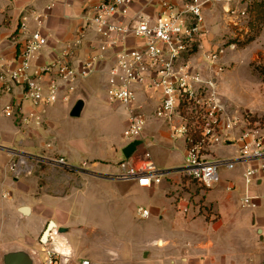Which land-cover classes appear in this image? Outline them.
<instances>
[{
  "label": "crops",
  "instance_id": "obj_1",
  "mask_svg": "<svg viewBox=\"0 0 264 264\" xmlns=\"http://www.w3.org/2000/svg\"><path fill=\"white\" fill-rule=\"evenodd\" d=\"M99 1L71 0L67 5L57 4L51 9L43 21L44 32L49 35V41L35 58L34 64L43 65L51 61L69 44L75 49L77 59L83 60L92 54L101 41L93 29L86 31L81 44H75V41L84 26L85 9ZM161 1L152 0L150 4H146L145 1L137 0L131 15L142 11L156 16ZM167 1L178 5L185 2ZM244 1H230L229 4L242 8L247 3ZM46 2L47 0H0V68L16 57L19 48L16 32L21 11L27 6L42 10ZM226 4L225 0H220L205 7L204 32L199 38V52L193 55L194 61H199L204 51L217 49L224 40L221 32L234 26L230 23L232 17L225 11ZM217 14L222 17V22L216 18ZM31 25L37 26L34 21ZM252 28L254 27L249 24V32ZM138 43L134 38L128 39L129 45ZM105 55L107 59L98 64L97 71L73 82L72 88H64L54 104L33 108L25 101L23 108L26 115L29 116L30 111L34 113L27 124L21 125L19 119L8 117L3 111L7 103L21 99V87L6 92L0 84V108L10 119L3 127L1 138L14 143L9 147L0 146V149L8 153L10 162L17 153L22 152L29 157L28 165L31 159L41 163V166L32 167L37 172L34 176L28 167L27 173L30 176H15L10 169V162L7 169L0 168V264H6L4 257L7 253L19 251L29 256L31 264H45L46 254L43 255L41 250L43 247L46 250L53 246L71 253L68 261L59 264H76L82 259H89L90 264H264V188L261 189L264 175L254 188L260 194L257 205L244 206L243 163L237 164L233 169L224 168L234 170L233 176L231 179L221 177L219 184L211 189L203 188L197 181L186 177L181 170L178 176H183L188 181L170 180L176 173L167 171L165 176L168 175L170 184L166 187L172 195L170 207L152 206L148 209L150 213L147 216L139 213L145 223L152 219L154 222V217L158 220L149 243L163 249L159 258L153 246L141 248V243L127 237L139 232L128 220L130 214L125 208L132 199L131 192L135 189L148 192L155 185L143 186L136 181L122 180L112 175L118 169L113 162L116 155L119 153L125 158L123 148L127 143L123 133L129 118L128 106L110 101L122 106L125 112L121 139L104 133L100 136L105 141H93L89 149L85 137L78 139L73 136L66 138L64 142L58 137L59 131L62 134L63 130L57 128V120L67 117L66 115L82 118L89 99L91 112L103 111L104 106L100 101L108 97L107 88L106 94L101 97L92 92L97 86L94 74H106L104 70L112 63L111 52ZM220 77L221 74V88ZM134 88L137 95L134 106H140L144 111L147 124L144 137L139 140L132 156L138 158L148 151L157 166L166 152L181 151L185 158V139L171 138L166 123L155 116L161 94L139 84ZM78 99H83L85 105L81 115L76 117L71 115V110ZM238 133L239 130L235 136ZM36 138L38 142L35 143ZM18 140L21 146H27L29 150H23L25 147L16 148ZM106 140H112V143ZM231 144L237 142L222 145L226 147ZM52 157H63L71 166L54 164L50 161ZM88 159L90 165L84 169L77 168ZM119 159L118 163L122 160ZM92 186H97V189L92 191ZM109 203H112L111 207ZM51 222L54 225L45 242L43 234ZM55 231L57 234H54ZM83 234L86 235V243ZM118 234L121 235L119 244L114 246L110 243V237Z\"/></svg>",
  "mask_w": 264,
  "mask_h": 264
},
{
  "label": "built area",
  "instance_id": "obj_2",
  "mask_svg": "<svg viewBox=\"0 0 264 264\" xmlns=\"http://www.w3.org/2000/svg\"><path fill=\"white\" fill-rule=\"evenodd\" d=\"M217 1L220 0H185L178 5L162 0L159 12L152 16L142 11L131 15L137 0H100L85 9L84 26L75 41V44H81L86 31L93 29L101 38L97 49L82 60L76 58L75 49L69 44L43 65H35L34 60L49 41V35L44 32V18L57 4L67 5L71 0H47L42 10L25 7L16 32L19 42L16 57L0 68L3 90L11 92L17 87L22 90L20 100L4 106L5 115L19 119L21 125L27 124L34 113L30 111L29 116L26 115L25 101L33 108L54 104L64 88H72L73 82L97 71L98 64L107 59L105 54L111 52L112 63L104 70L107 96L110 101L129 108L123 133L126 143L144 137L147 116L140 106H134L137 98L134 86L143 85L145 89L161 94L155 116L166 123L171 138L185 139L187 149L181 172L203 188L211 189L221 181V168L233 169L237 163H243L245 192L242 204L256 206L260 194L254 188L264 175V127L259 120L251 121L249 116L231 110L223 100L219 84V75L223 71L219 62L225 53L223 45L202 53L207 67L199 69L193 60L204 32L205 7ZM225 1V11L232 17L230 23L239 25L246 19L247 8L229 4L241 0ZM32 21L36 27L31 25ZM130 38L139 43L129 45ZM237 130L239 133L235 136ZM233 141L238 144V154L234 158L208 157L213 145ZM28 159V155L20 152L11 160L10 169L15 176L27 170ZM50 161L71 166L63 157H52ZM87 165L84 161L77 168L84 169ZM167 173L158 168L150 152L146 151L138 158L122 159L115 177L151 186L160 183ZM139 213L147 216L150 211L139 208ZM51 238L53 241V235ZM45 252V264L68 261L71 255L55 246L47 247ZM76 264H90V260L82 259Z\"/></svg>",
  "mask_w": 264,
  "mask_h": 264
},
{
  "label": "rangeland",
  "instance_id": "obj_3",
  "mask_svg": "<svg viewBox=\"0 0 264 264\" xmlns=\"http://www.w3.org/2000/svg\"><path fill=\"white\" fill-rule=\"evenodd\" d=\"M243 1L244 0H241V2ZM250 5L252 8L249 9ZM243 7L247 8L246 19H242L239 25H234L229 28V30L221 32V36L224 40L220 45L224 46L225 53L222 55L219 62V65L223 68L220 77V90L223 100L231 110L240 112L241 116H249L251 121L259 120L261 126L264 127V35H262V30H264V2L262 0H253L251 3L247 1ZM250 11L252 13L251 19L253 17L254 21V28L249 32ZM216 18L219 20L221 19L222 22V17L218 14ZM253 41L256 43H253ZM232 44L234 47L231 46ZM197 52H199L198 47L193 55ZM194 63L199 69L207 67V62L202 57L199 61H194ZM94 76L96 78L95 81L97 86L92 93L99 94V97H101L104 93L106 94L107 75L94 74ZM107 98H102V102L100 101V104L104 106L103 111L93 110L91 112V100L89 99L88 106L82 118H72L68 115H66L67 117L63 116L59 118L57 120V128L63 130L62 134L59 131V140L64 142L66 138L69 139V137L72 138L73 136L78 139H84L83 137H85L87 138L85 142L88 143V148L91 149L90 147L92 146L91 144L93 141H105L100 136L104 133L111 134L112 137H118L121 139L123 124L126 118L125 112L122 106L110 102L109 98ZM9 122L10 119L2 113L0 108V146L9 147L14 144L1 138L3 127ZM18 141L19 143L15 144L16 148L25 147L23 150H26V148L29 150L27 146H21L20 140ZM106 141L110 142L112 140ZM36 142H38L37 138L35 139V143ZM237 154V144L223 147L221 143L210 147L208 157L231 159ZM119 158L123 159L122 155L118 153L116 159L113 160L116 166H118ZM9 162L10 157L8 153L3 151V149H0V168L7 169ZM87 162L89 165L91 164L89 159ZM158 164L159 169L172 171V174L176 173L175 175L177 176L173 175L175 177H170V180L179 179L184 182L189 180L183 176H178V174H180V168L184 165V156L181 151L179 153L166 152L162 162H159ZM36 165L41 166V163H37V160L34 159L29 161L28 168L31 170L33 176L37 174V172H34L35 169H32V167ZM27 171L28 170L24 171L26 173H22L21 177L30 176L31 174H28ZM117 172L118 169L112 173V175L115 177ZM220 173L222 179H231L234 170L229 171L221 168ZM167 184H170L168 175L164 177L162 183L155 184L151 191L145 192L135 189L130 194L132 195V199H130L125 205L126 210H128V213L130 214L128 220L139 229V232L136 233V235L132 233L127 237L141 243V248L148 245L153 246L152 248L155 250L158 258L163 249H161L160 246L149 243L153 238L152 233L154 231V226L158 225V220L153 216L154 222L152 219L150 222L145 223L139 215V208H146L149 210L152 206L169 208L172 195H170L166 187ZM263 188L264 185H261V189ZM96 189L97 186H92V191H95ZM91 195L95 196L93 193H91ZM111 205L112 203H109V207H111ZM110 210L111 208L109 211ZM180 213L181 215L183 214L182 212ZM83 235L85 236V238H83L86 243V235ZM120 237V234L111 236L110 243L117 246ZM43 248L41 253L44 255L46 252Z\"/></svg>",
  "mask_w": 264,
  "mask_h": 264
},
{
  "label": "water",
  "instance_id": "obj_4",
  "mask_svg": "<svg viewBox=\"0 0 264 264\" xmlns=\"http://www.w3.org/2000/svg\"><path fill=\"white\" fill-rule=\"evenodd\" d=\"M84 105H85L84 100L78 99L71 110V115L76 116V117L80 116L84 108ZM138 144H139V140H135V141L130 142L123 148V153L126 158H129L132 156ZM53 225L54 223L51 222L50 226H48V228L45 230L43 234V240H45V242L48 238V235L50 234L49 232ZM4 258H5L6 264H31V259L23 251L7 253Z\"/></svg>",
  "mask_w": 264,
  "mask_h": 264
},
{
  "label": "trees",
  "instance_id": "obj_5",
  "mask_svg": "<svg viewBox=\"0 0 264 264\" xmlns=\"http://www.w3.org/2000/svg\"><path fill=\"white\" fill-rule=\"evenodd\" d=\"M252 1H253V0H252ZM254 1H255V0H254ZM262 1L264 2V0H262ZM262 5H263V4H262ZM250 8H252V6H251V7H249V9H250ZM250 13H251V11H250ZM250 16H252V13H251V15H250ZM250 18H251V17H250ZM252 21H253V17H252V19L249 21V24H250V25H252V27H254V24H253V23H254V21H253V22H252Z\"/></svg>",
  "mask_w": 264,
  "mask_h": 264
}]
</instances>
